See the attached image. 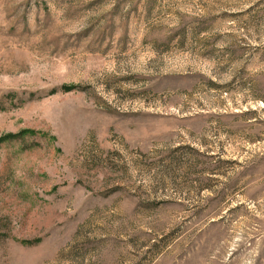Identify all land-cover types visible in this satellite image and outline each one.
<instances>
[{"label":"rangeland","instance_id":"obj_1","mask_svg":"<svg viewBox=\"0 0 264 264\" xmlns=\"http://www.w3.org/2000/svg\"><path fill=\"white\" fill-rule=\"evenodd\" d=\"M0 264H264V0H0Z\"/></svg>","mask_w":264,"mask_h":264}]
</instances>
